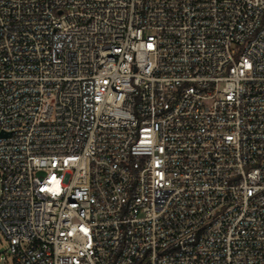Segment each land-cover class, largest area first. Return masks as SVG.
Masks as SVG:
<instances>
[{
    "label": "built area",
    "instance_id": "2783aa9c",
    "mask_svg": "<svg viewBox=\"0 0 264 264\" xmlns=\"http://www.w3.org/2000/svg\"><path fill=\"white\" fill-rule=\"evenodd\" d=\"M0 169L13 264H264V0H0Z\"/></svg>",
    "mask_w": 264,
    "mask_h": 264
},
{
    "label": "rangeland",
    "instance_id": "374dc122",
    "mask_svg": "<svg viewBox=\"0 0 264 264\" xmlns=\"http://www.w3.org/2000/svg\"><path fill=\"white\" fill-rule=\"evenodd\" d=\"M2 177V171L0 169V178ZM1 188V182H0ZM8 243L0 230V264H13L10 254L7 252Z\"/></svg>",
    "mask_w": 264,
    "mask_h": 264
}]
</instances>
